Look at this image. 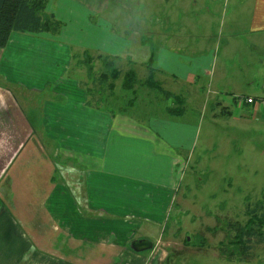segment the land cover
I'll use <instances>...</instances> for the list:
<instances>
[{"label": "crops", "instance_id": "1", "mask_svg": "<svg viewBox=\"0 0 264 264\" xmlns=\"http://www.w3.org/2000/svg\"><path fill=\"white\" fill-rule=\"evenodd\" d=\"M133 1L141 14L139 24L132 27L129 16L123 28L117 25L122 36L110 38V44H124L107 53L119 67L114 88L94 86L99 78L93 77L90 93L84 82L66 77L62 87L71 97L41 105L46 144L32 129L36 118L23 116L12 95L14 112L0 103L8 124L0 133V158L7 156L0 167V264H53L51 259L123 264L117 263L122 256L142 258L131 243L151 241L139 232L157 234L181 177L180 153L149 127L150 119L171 130L185 117L187 104L212 99L221 119L232 125L237 96L264 98V0ZM116 4L119 14H111L113 22L128 8L121 0ZM65 69L61 75H67ZM128 70L135 73L133 90L121 87ZM116 81L120 96L132 91L128 105L134 112L112 108ZM152 81L169 97L150 87ZM144 88L155 105L143 106ZM139 94L140 106L134 105ZM239 109L252 123L264 124L258 104ZM188 124L179 127L182 133ZM94 150L102 154L91 156ZM30 251L33 255L26 259ZM35 251L51 258H36ZM54 252L60 253L57 259ZM156 257L160 262L145 257L135 264H164L168 258L164 253Z\"/></svg>", "mask_w": 264, "mask_h": 264}, {"label": "rangeland", "instance_id": "2", "mask_svg": "<svg viewBox=\"0 0 264 264\" xmlns=\"http://www.w3.org/2000/svg\"><path fill=\"white\" fill-rule=\"evenodd\" d=\"M98 1L47 0L46 12L53 14L60 22L59 31L38 35L14 32L5 48L0 50V103L8 104V113L9 110L14 112L13 96L23 116L36 118L31 125L41 139L45 137L41 105L45 101L49 106L59 104L65 97H71L69 91L62 87L66 77L67 80L78 79L80 84L84 82L92 93V82L87 75L86 65L78 64L76 56L87 53L94 59L91 70L93 77L98 78L105 73L108 74V80H111L113 71L119 67H116L117 58L107 53L122 50L124 44L121 41L110 44V38L113 35L122 36L117 25L120 24L123 28L129 16L132 17V27L139 24L138 17L141 14L137 11L136 1L121 0L128 8L120 11L119 19L115 22L110 16L113 12H118L115 9L119 0H108V3L100 0L99 6H91ZM143 13L147 15L145 10H142ZM63 68H66V76L61 75ZM141 78L145 77L139 75V79ZM118 84L116 81V88L112 93V108L134 112L135 108L128 105L134 98L132 91H123L120 96ZM2 87L8 89L9 94ZM22 90L26 100L21 94ZM146 91L144 88L141 98L143 106L155 105L145 95ZM105 94H109L107 89ZM140 96L141 94L135 96L134 105L140 103ZM222 98L224 97L219 99ZM179 106L173 108L177 111ZM232 107L235 110L232 125L221 119L218 115L219 108L213 105L212 99L206 104H187L184 107L185 117L175 126L170 125L171 130L150 119L152 122L149 127L155 129L174 151L180 153L181 177L178 185L172 188L173 192L166 203L165 222L158 228L157 234L138 233L139 236L150 237L152 242L148 241L156 249L139 252L143 254L142 258L122 256L117 259V263L121 260L123 264H135L142 262L145 257L160 262L158 257L154 258L164 253L168 257L164 264H264V241L260 244L252 241L250 257L246 260L238 253L228 256V251L234 247L231 239L236 233L230 225L246 222V207L249 203L254 206L262 202L260 205L264 206V124L252 123L248 120L249 117L240 114L239 107ZM5 114V109L0 112V121L4 123L0 126V133L8 125ZM240 116L248 122H239L241 120L237 117ZM188 122L189 128L182 133L179 127ZM12 140L18 141L14 138ZM44 143L46 144L45 140ZM3 151L6 152V149ZM101 154L99 150H94L91 156ZM6 157L0 158L1 168L5 166ZM144 161V158L141 159V162ZM22 231L21 229V238ZM185 238H188L191 245H185ZM33 252L26 253V259ZM54 253L52 258L57 259L56 256L59 257L60 253ZM35 257L46 260L51 258L42 251L37 252ZM49 261L53 264L60 263L53 259Z\"/></svg>", "mask_w": 264, "mask_h": 264}, {"label": "trees", "instance_id": "3", "mask_svg": "<svg viewBox=\"0 0 264 264\" xmlns=\"http://www.w3.org/2000/svg\"><path fill=\"white\" fill-rule=\"evenodd\" d=\"M46 5L47 0H0V50L5 48L11 34L14 32L35 35L58 32L61 27L60 22L53 14L46 12ZM76 58L79 59L77 61L78 64L86 65L87 75L92 82L93 74L91 70L94 59L87 53L82 56H76ZM118 75V70L113 71L110 80L112 82L109 83L108 74L102 73L98 76V82L93 80V84L94 86L98 85L102 90L109 86L112 89L114 88L113 81ZM135 81V73L128 70L122 80V89L133 90L136 85ZM145 84L147 83L142 85ZM150 87L159 89L164 95L169 97L168 93L163 91L162 87L154 81L150 83ZM260 204L262 202H258L254 206L250 203L247 205L246 215L248 219L244 224L236 222L230 225L232 229H235L236 233L231 239V245H234V247L228 251L229 257L235 256L238 253L241 258L246 260L250 257L249 251L252 241H255L256 244L264 241V206L262 207ZM184 242L187 244L189 241L185 238Z\"/></svg>", "mask_w": 264, "mask_h": 264}, {"label": "built area", "instance_id": "4", "mask_svg": "<svg viewBox=\"0 0 264 264\" xmlns=\"http://www.w3.org/2000/svg\"><path fill=\"white\" fill-rule=\"evenodd\" d=\"M236 104L238 107H243L244 105H255L258 104L261 108L264 109V98H251V97H236Z\"/></svg>", "mask_w": 264, "mask_h": 264}, {"label": "water", "instance_id": "5", "mask_svg": "<svg viewBox=\"0 0 264 264\" xmlns=\"http://www.w3.org/2000/svg\"><path fill=\"white\" fill-rule=\"evenodd\" d=\"M131 249L135 253L144 252L152 249V243L148 240H134L131 243Z\"/></svg>", "mask_w": 264, "mask_h": 264}, {"label": "flooded vegetation", "instance_id": "6", "mask_svg": "<svg viewBox=\"0 0 264 264\" xmlns=\"http://www.w3.org/2000/svg\"><path fill=\"white\" fill-rule=\"evenodd\" d=\"M187 240H188V238H187ZM185 245H187V246H188V245H191V244L188 242V243H187V244H185Z\"/></svg>", "mask_w": 264, "mask_h": 264}, {"label": "bare ground", "instance_id": "7", "mask_svg": "<svg viewBox=\"0 0 264 264\" xmlns=\"http://www.w3.org/2000/svg\"><path fill=\"white\" fill-rule=\"evenodd\" d=\"M1 97V96H0Z\"/></svg>", "mask_w": 264, "mask_h": 264}]
</instances>
